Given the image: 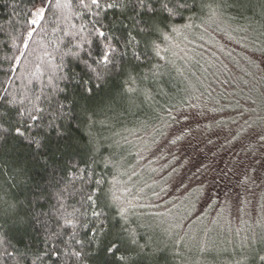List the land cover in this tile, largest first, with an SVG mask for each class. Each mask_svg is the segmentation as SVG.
Wrapping results in <instances>:
<instances>
[{"label": "trees", "instance_id": "obj_1", "mask_svg": "<svg viewBox=\"0 0 264 264\" xmlns=\"http://www.w3.org/2000/svg\"><path fill=\"white\" fill-rule=\"evenodd\" d=\"M206 1L0 0V264H182L114 202L92 124Z\"/></svg>", "mask_w": 264, "mask_h": 264}, {"label": "rangeland", "instance_id": "obj_2", "mask_svg": "<svg viewBox=\"0 0 264 264\" xmlns=\"http://www.w3.org/2000/svg\"><path fill=\"white\" fill-rule=\"evenodd\" d=\"M197 14L154 42L158 62L115 91L92 135L114 202L155 246L245 264L264 253V0Z\"/></svg>", "mask_w": 264, "mask_h": 264}]
</instances>
